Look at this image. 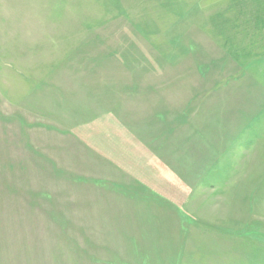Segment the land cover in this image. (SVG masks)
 Here are the masks:
<instances>
[{"label": "rangeland", "instance_id": "obj_1", "mask_svg": "<svg viewBox=\"0 0 264 264\" xmlns=\"http://www.w3.org/2000/svg\"><path fill=\"white\" fill-rule=\"evenodd\" d=\"M0 264H264V0H0Z\"/></svg>", "mask_w": 264, "mask_h": 264}, {"label": "crops", "instance_id": "obj_2", "mask_svg": "<svg viewBox=\"0 0 264 264\" xmlns=\"http://www.w3.org/2000/svg\"><path fill=\"white\" fill-rule=\"evenodd\" d=\"M185 212H186V211H185ZM186 213H187V212H186ZM175 214H176L177 216H179V215H180V212L177 213V212L175 211ZM184 215H185V214H184ZM169 229H170V228H168L167 230H169Z\"/></svg>", "mask_w": 264, "mask_h": 264}]
</instances>
